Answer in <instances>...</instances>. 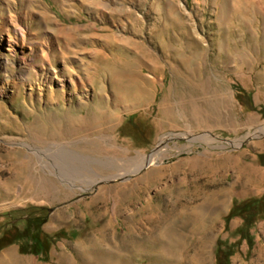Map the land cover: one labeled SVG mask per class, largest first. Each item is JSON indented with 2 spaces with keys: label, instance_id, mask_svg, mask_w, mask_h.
Segmentation results:
<instances>
[{
  "label": "rangeland",
  "instance_id": "rangeland-1",
  "mask_svg": "<svg viewBox=\"0 0 264 264\" xmlns=\"http://www.w3.org/2000/svg\"><path fill=\"white\" fill-rule=\"evenodd\" d=\"M9 5L36 34L0 39V258L216 264L223 240L230 264H264V219L253 244L227 220L264 204V0ZM30 225L72 236L38 256Z\"/></svg>",
  "mask_w": 264,
  "mask_h": 264
},
{
  "label": "trees",
  "instance_id": "trees-1",
  "mask_svg": "<svg viewBox=\"0 0 264 264\" xmlns=\"http://www.w3.org/2000/svg\"><path fill=\"white\" fill-rule=\"evenodd\" d=\"M135 115L129 117V123L133 121ZM254 199L248 198L243 201L237 202L232 208L230 214L227 216V220L230 221L236 216H241L244 219V224L239 228V233L242 240H247L253 244L254 234L252 230L258 224L259 220L264 219V204ZM29 230H32L31 242L28 245V252L36 254L38 256L45 255L48 253V249L55 245L59 240L68 237L69 235L65 231H60L54 235H47L41 229L36 230V226H28ZM5 239V236H3ZM6 245H9L8 241ZM223 240L218 241L216 249V264H230V257L236 250L233 247L225 246ZM6 245L0 247L4 248Z\"/></svg>",
  "mask_w": 264,
  "mask_h": 264
},
{
  "label": "bare ground",
  "instance_id": "bare-ground-1",
  "mask_svg": "<svg viewBox=\"0 0 264 264\" xmlns=\"http://www.w3.org/2000/svg\"><path fill=\"white\" fill-rule=\"evenodd\" d=\"M11 2V0H0V5H5L6 9V15L3 14V8H0V39L4 45L5 50L14 52V50L11 48V44L10 41H12L13 39H17L18 37L22 39V41L24 42L26 40V37L31 35H35L36 33H34L33 28L27 26L26 28L23 27V24L25 23L26 20V15L22 14L21 16L19 15L18 17L16 15H9V9L10 5L9 3ZM36 14V13H35ZM41 13H38L36 17L41 16ZM14 36H16L14 38ZM9 37V42H6V38ZM31 42V41H30ZM34 46V49H36V51H38V56L42 57L44 59L48 58V53L46 51V47L44 45V43H31ZM47 50L51 51V48L48 47ZM0 57L2 59V65H4L6 67L10 66V65H14L15 63H17L16 61H14L8 53H4V50L1 48L0 50ZM52 52V51H51ZM21 66L20 68L29 72L31 71V69L36 66L33 61L32 62H26V61H22L20 62ZM51 71L54 72V74H57L56 77H58V73H57V69L51 65ZM59 78V77H58ZM139 94H142L144 98H146V93L144 92H140ZM262 131H264V129H262ZM94 161H98L96 159H93ZM156 160V156L154 155H150V156H146L143 155V162L138 163V166L134 169V171H139L143 166L148 165L151 162H154ZM126 176V175H125ZM98 179L95 181L97 182ZM5 258H0V264H23L21 257L15 252V251H11L8 255L4 256Z\"/></svg>",
  "mask_w": 264,
  "mask_h": 264
}]
</instances>
